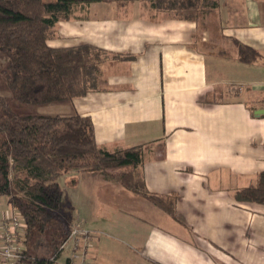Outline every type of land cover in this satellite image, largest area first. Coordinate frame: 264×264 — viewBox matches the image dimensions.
I'll list each match as a JSON object with an SVG mask.
<instances>
[{
	"label": "crops",
	"instance_id": "obj_1",
	"mask_svg": "<svg viewBox=\"0 0 264 264\" xmlns=\"http://www.w3.org/2000/svg\"><path fill=\"white\" fill-rule=\"evenodd\" d=\"M142 5L144 13L71 18L64 37L48 44L105 52L99 88L66 104L91 117L99 145L144 146L146 187L170 201L177 218L91 174L75 176L73 214L100 231L92 197L81 193L88 185L101 189L104 211L148 226L135 223L129 233L155 263L264 264V203L235 198L264 171V0H218L198 20ZM238 43L258 58L242 61Z\"/></svg>",
	"mask_w": 264,
	"mask_h": 264
},
{
	"label": "trees",
	"instance_id": "obj_2",
	"mask_svg": "<svg viewBox=\"0 0 264 264\" xmlns=\"http://www.w3.org/2000/svg\"><path fill=\"white\" fill-rule=\"evenodd\" d=\"M114 1H143L153 9L188 20H198L218 6V0H0V54L6 57L1 73L12 98L36 106L70 103L97 90L105 52L89 44L50 46L49 30L59 21L71 19L79 7ZM238 46L242 61L258 58L254 48ZM144 151L142 144L113 149L99 145L89 116L20 114L9 98L0 94V195L9 196L24 217L27 235L46 231L56 220L63 206L59 179L73 171L117 181L177 218L171 202L146 187L140 172ZM235 198L264 203V171L258 174L256 184L236 191ZM64 232L56 234L51 257L38 256L29 246L25 259L34 264H55L68 237Z\"/></svg>",
	"mask_w": 264,
	"mask_h": 264
},
{
	"label": "rangeland",
	"instance_id": "obj_3",
	"mask_svg": "<svg viewBox=\"0 0 264 264\" xmlns=\"http://www.w3.org/2000/svg\"><path fill=\"white\" fill-rule=\"evenodd\" d=\"M141 3V4H140ZM143 1H138L137 3L131 2L128 5L122 4L121 2H94L85 7H79L71 18L76 19H89V18H105L108 16H122L133 13H144L145 10L142 4ZM70 20V19H69ZM64 21L61 20L57 25L49 30V40H56V37H64L62 32V27ZM62 22V23H61ZM215 25V23H213ZM105 58V56H102ZM1 65H0V94L9 98L11 106L13 109L20 114H43V115H65L72 114L70 111V106L66 103L58 104H47V105H27L23 104L14 98H12V93L7 86L6 79L1 73V69L5 66L6 57L0 54ZM99 76V75H98ZM113 171V170H111ZM117 171V170H114ZM11 176L15 174L14 168L11 171ZM81 173L73 171L65 174L59 180L63 186V206L58 215H56V220H52L47 226L46 231H42L39 234L27 235V224L22 227V231L17 234L16 243L21 245V249L26 250L29 246L32 251H34L38 256L49 258L52 256V242L56 239V234L58 231H65V236L71 232L73 227L77 224L82 225L83 228L89 229L87 226L83 225V222L73 214L72 206V184L74 183L75 176H79ZM98 178H102L101 175ZM101 181V180H100ZM113 185H118L117 181L111 180ZM87 189L84 186L81 187V193L90 194L94 205V218L93 228L100 231L88 230V236H90L89 244L86 247V253H90L88 257L92 264H159L155 263V256L151 255L149 251L141 249L136 240L132 238V234L129 232L135 229L136 226L148 227L146 224L137 221V217L128 218L125 214L121 216L119 211L110 209L109 211H104V205L101 203V198L103 194L101 189ZM106 195H115L112 190H109ZM114 199H110L111 205H113ZM116 202V201H114ZM20 215L21 220L25 221L21 213L16 209L10 202V198L7 195H0V246L3 244L2 235L5 231L6 224L10 222L12 217ZM19 216V217H20ZM124 219V220H123ZM116 222V224H115ZM120 222H122V228H120ZM131 223L133 225H131ZM114 224V225H113ZM119 224V225H118ZM140 224V225H139ZM124 227V228H123ZM67 235V236H68ZM94 235V236H93ZM86 242V239H84ZM12 241L14 247L20 246ZM96 243V246H95ZM96 251L95 253H93ZM72 244L66 245L64 251L61 252V256L58 260H55V264H69L70 260L66 257L72 255ZM24 256V255H23ZM68 261V262H67ZM33 263L29 259H23L16 264H30ZM73 264V263H71ZM75 264H81L80 260H77ZM168 264V263H167Z\"/></svg>",
	"mask_w": 264,
	"mask_h": 264
},
{
	"label": "built area",
	"instance_id": "obj_4",
	"mask_svg": "<svg viewBox=\"0 0 264 264\" xmlns=\"http://www.w3.org/2000/svg\"><path fill=\"white\" fill-rule=\"evenodd\" d=\"M19 216L16 215L12 217L10 222L6 224L5 231L2 235L3 244L0 246V264H16L24 257L23 255L25 250L21 249V245L19 243H16L17 234L22 231V227L26 226V222L24 220L22 221V217ZM88 230L89 229L83 228L82 225L77 224L73 227L68 237L62 243V251L65 250L67 244H72L73 253L70 257H68L70 262L67 261L69 264H75L77 260H80L81 264H92L89 261L88 253H86L85 250L90 239V236L87 234ZM84 239H86V242ZM14 240L15 243L20 246L14 247L12 244V241Z\"/></svg>",
	"mask_w": 264,
	"mask_h": 264
},
{
	"label": "water",
	"instance_id": "obj_5",
	"mask_svg": "<svg viewBox=\"0 0 264 264\" xmlns=\"http://www.w3.org/2000/svg\"><path fill=\"white\" fill-rule=\"evenodd\" d=\"M260 112H262V110Z\"/></svg>",
	"mask_w": 264,
	"mask_h": 264
}]
</instances>
